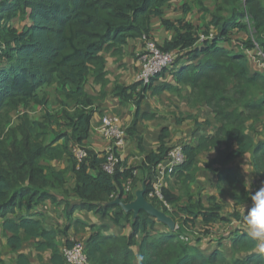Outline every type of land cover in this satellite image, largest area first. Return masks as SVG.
Masks as SVG:
<instances>
[{
	"label": "trees",
	"instance_id": "trees-1",
	"mask_svg": "<svg viewBox=\"0 0 264 264\" xmlns=\"http://www.w3.org/2000/svg\"><path fill=\"white\" fill-rule=\"evenodd\" d=\"M172 1L0 0V218L16 210L29 212L46 200H55L54 192L60 191L72 175L75 180L72 190L80 208L108 217L113 226L130 229L128 236H116L106 233L107 224L91 225V235L84 244L89 264H264V255L254 252L256 242L245 232L234 234L232 251L246 255L232 261L218 250L205 255L186 236L198 219L204 224L227 220L222 215L223 205L214 198L209 199L207 206L198 200L191 203L190 185L195 181L199 154L225 144L227 153L218 154L223 155L222 163L250 153L255 171L264 176V142L254 144L246 133L247 123L252 120L254 125L264 115V75L249 70L244 52L253 48V41L264 48V0H221L210 21L217 32L208 39L212 30L204 31L207 39L201 43L192 24L177 21L180 26L176 28L170 21L161 20L176 35L163 46H157L162 51L183 52L173 66L182 60L190 62L174 72V81L191 90L189 105L207 107L218 125L215 134L201 138L196 147L182 145L184 161L171 173L177 190L188 202L169 211L155 198L150 199L153 206L176 223L174 231L167 228L152 234L156 219L146 212L125 213L118 205L108 204L116 196L125 203L133 199L132 192L126 188L129 182L136 181L139 171L146 175L145 197L152 193L154 169L166 160L173 148L168 145L167 129L161 131L158 150L146 155L140 168L118 159L113 172L108 174L102 169L104 154L100 157L85 148L96 103L86 91V84L91 76L97 84L106 85L104 50L121 51L129 41L150 36L152 20L161 19L163 9ZM187 1L184 11L190 9V4L202 8V0ZM25 14L31 23L29 26L18 31L10 25L11 20ZM246 15L254 38L248 36L239 44L240 51H228L220 42L227 41L232 30L249 33L243 21ZM166 72L147 84L137 81L114 88L113 96L121 104L133 102L136 107L125 139L135 137L139 119L152 118L148 114L140 115L139 110L148 92L158 95L179 91L164 83L153 87V81ZM52 91L54 110H50ZM103 92L101 100L106 95ZM36 107L43 110L40 118L31 116ZM231 142L235 143V149H231ZM140 144L138 139L139 148ZM74 146L85 148L87 157L78 161L72 154ZM66 157L67 168L56 170L47 164ZM218 180L233 189L239 184L237 174L231 169L221 171ZM161 193L169 205L179 203L182 198L168 190ZM231 197L236 205L250 200L242 191L232 193ZM231 216L238 217L236 213ZM2 228L13 253L32 241L37 255L49 252L50 264H65L59 238L67 235L66 229L49 228L40 219L8 218ZM73 244L66 241L64 246L70 248ZM135 247L138 258L142 259L133 253ZM15 262L30 264L24 254H17Z\"/></svg>",
	"mask_w": 264,
	"mask_h": 264
},
{
	"label": "crops",
	"instance_id": "crops-1",
	"mask_svg": "<svg viewBox=\"0 0 264 264\" xmlns=\"http://www.w3.org/2000/svg\"><path fill=\"white\" fill-rule=\"evenodd\" d=\"M203 0V7L208 8V5L219 4L221 0ZM187 0H173L167 7L163 9L162 18H154L152 20L150 37L157 42V45L163 46L165 42L171 41L176 33L175 30H170L164 27L161 20H168L179 28L180 21L182 24H192L198 31H210L216 33L217 31L210 26L211 15L205 13L202 8H191L184 11ZM207 2V3H206ZM211 5V6H212ZM210 6V7H211ZM209 9V8H208ZM14 21L19 23L18 28L14 25ZM31 23L27 14L24 16L16 17L11 20L10 25L21 31L23 27L29 26ZM227 41H221L220 45L228 51L232 49L234 43L242 44L249 37L243 31L232 30L229 33ZM229 44H231L229 46ZM143 47L142 39L129 41L121 51L114 48L104 50L103 58L106 61L107 76L106 85L97 84L90 76L86 84V91L89 95L93 96L96 100L95 112L91 119V126L89 136L85 142V148L94 151L100 157L103 156L109 146V142L105 140L99 129L101 119L103 117H118L120 126L126 131L134 119L136 107L133 102L121 104L118 97L113 96V90L117 85L129 86L137 82V73L139 63L137 55ZM234 52L241 50V48L233 49ZM247 54L248 68L251 72L257 71L264 75V68L252 54L245 51ZM188 61H180L178 65L173 66L171 70L159 76L153 81V87L161 84H168L172 88H177L179 91L170 92L164 91L158 95H152L148 92L145 95L143 102L140 105V115H151V119H139L136 124L135 137H129L124 140L123 145L116 149V155L120 162H126L128 166L134 168L142 167L145 156L151 152H156L160 146L159 137L163 129H167L169 133L168 145L174 147L175 145H189L196 147L199 140L203 137H211L215 134L217 124L214 120L212 112L205 106L189 105V98L191 90L188 87L177 85L174 81V72L182 65H189ZM101 91L106 95L101 100ZM53 95L50 96V110H54ZM55 100V99H54ZM36 115L40 118L43 115V110L36 107L35 111L31 113L33 117ZM191 117V118H188ZM181 120L178 122L177 120ZM252 122L247 123L246 133L252 138L254 144L264 142V116L259 118V122L252 125ZM138 139L141 140L140 147H138ZM63 144L64 141H60ZM231 149H235V143L229 144ZM228 148L225 144L217 145L213 148H208L199 154L196 162L197 172L195 174V181L190 185V193L192 195L191 203L194 204L197 200L204 206L208 205V201L214 198L216 202L223 205L222 215L227 220L226 222L204 224L201 219H198L192 232L186 236L193 244L196 245L205 255L213 253L215 250L221 251L228 261L238 258H243L246 253L234 254L232 251V238L235 233L241 234L245 232L248 235L246 226L243 223V217L247 215L248 208L251 207V195L254 194L255 188L260 183L264 185V176L259 175L252 162V155L247 153L241 157L235 158L229 162L224 161L223 155L219 153H227ZM54 167L56 170L69 167L67 157L57 162L52 161L47 163ZM159 166H164L162 162ZM224 169L233 170L239 180L237 189H233L227 185L221 184L218 180V174ZM155 176L153 182L159 185L160 191L168 190L176 196H182L179 203L169 205V211L176 210L178 206L188 202V198L177 190V183L167 172L163 175L158 174L156 168L154 169ZM133 183L129 182V192H132L133 199L127 203L123 202L119 196L113 198L108 204L118 205L125 213L137 214L139 211L140 200L145 203L153 204L148 196L145 197V182L146 175L140 174ZM75 180L72 175L67 177L65 184L61 187L60 191L54 192L55 200H46L34 209L26 212L25 210H16L14 213L7 214L4 218H0V252L3 260L2 264H16L15 257L17 254H24L29 257L30 264H50V253L36 254L33 250V242H27L18 253H13L7 245L6 238L3 236L2 224L5 219H40L44 222L45 226L55 229H66V236L59 238L61 250L65 247V242H81L83 245L91 235L89 227L91 225L99 226L101 224L108 225L107 234L116 236H128L130 229L128 227L121 229L112 224H109V219L101 217L96 212L88 211L79 207V202L73 194V187ZM244 192L249 201L235 204L231 195L232 193L239 194ZM154 209H157L153 206ZM138 208V210H136ZM162 211L160 209H157ZM145 212V211H144ZM233 213L237 214V218L232 217ZM149 215V214H148ZM152 217V216H151ZM155 219V218H154ZM156 221L155 229L152 234L161 233L167 230L166 225ZM81 224L87 226L82 227ZM78 226V227H77ZM78 229V230H77ZM140 240V238H139ZM138 240V243H139ZM256 248L254 252L264 255L261 250L260 244L262 242L255 240ZM133 253L138 258V248H133ZM41 256V259H39ZM137 264V263H135Z\"/></svg>",
	"mask_w": 264,
	"mask_h": 264
},
{
	"label": "built area",
	"instance_id": "built-area-1",
	"mask_svg": "<svg viewBox=\"0 0 264 264\" xmlns=\"http://www.w3.org/2000/svg\"><path fill=\"white\" fill-rule=\"evenodd\" d=\"M245 1V0H243ZM244 23L247 24L248 28L251 29V34H253V29L251 27L250 18L248 15L243 19ZM214 37V32L209 33L208 39ZM207 37H201L198 39V43L206 40ZM253 39V38H252ZM143 47L140 53L137 55V60L139 63V71L137 73V81L143 84H147L151 79L158 76L159 74L168 71L174 64L175 60L183 55L181 51H162L157 43L148 35L143 36ZM245 51V50H244ZM246 52L252 54V56L262 64L264 68V48H261L256 42L253 41V48L251 50H246ZM102 137L107 140L110 144L104 153L105 161L102 165L103 171L111 174L118 161L116 155V149L123 145L125 140V131L119 124L118 117H103L99 126ZM72 154L74 157L81 161L87 157V150L80 146H74L72 148ZM184 161V156L182 152V145H175L171 151L168 153L166 160L164 161V166H157L156 171L158 174L163 175L167 172L169 175L173 172L176 167H179ZM262 184L257 185L254 193L261 187ZM152 193L149 195L150 199H156L162 207L167 210L170 209L169 205L163 199V195L160 191L159 185L152 183ZM126 190L129 191V186ZM176 224V223H175ZM177 228V225L175 229ZM183 240H187L186 237H181ZM62 255L65 259V264H89L87 257L84 254V245L81 242H74L70 247H64L62 249Z\"/></svg>",
	"mask_w": 264,
	"mask_h": 264
},
{
	"label": "clouds",
	"instance_id": "clouds-1",
	"mask_svg": "<svg viewBox=\"0 0 264 264\" xmlns=\"http://www.w3.org/2000/svg\"><path fill=\"white\" fill-rule=\"evenodd\" d=\"M252 205L243 217L248 235L253 239L262 242L260 248L264 251V186H261L251 195ZM142 259V258H138Z\"/></svg>",
	"mask_w": 264,
	"mask_h": 264
},
{
	"label": "water",
	"instance_id": "water-1",
	"mask_svg": "<svg viewBox=\"0 0 264 264\" xmlns=\"http://www.w3.org/2000/svg\"><path fill=\"white\" fill-rule=\"evenodd\" d=\"M138 206L140 210H144L147 214H149L150 216L158 220L160 223L166 225V227L169 230L171 231L175 230V227H176L175 222L162 211L154 209L152 205L145 203L143 200H140V203ZM136 210H138V208Z\"/></svg>",
	"mask_w": 264,
	"mask_h": 264
},
{
	"label": "rangeland",
	"instance_id": "rangeland-1",
	"mask_svg": "<svg viewBox=\"0 0 264 264\" xmlns=\"http://www.w3.org/2000/svg\"><path fill=\"white\" fill-rule=\"evenodd\" d=\"M208 1H209V0H208ZM208 1H207V2H208ZM207 2H206V3H207ZM211 5H212V4H211ZM211 5H208V8H209V9H208V8H204V7H203V0H202V9L204 10L205 13H208V14H210V15L214 12L215 7H216V4H214V5H212V6H211ZM210 6H211V7H210ZM191 8H195V6H193L192 4H190V9H191ZM14 25L16 26V28H18L19 23H16V22L14 21ZM248 29H249V28H248ZM250 32H251V29H249L248 36L254 38V35L251 34ZM198 34H199L198 38H200V36H201V37H206L205 33H203V32H200V33H198ZM151 38H152V37H151ZM142 41H143V40H142ZM156 43H157V42H156ZM230 45H231V44H229V46H230ZM239 46H240L239 44L234 43V45L232 46V49H229V50H231V51H235V50H233V49L239 48ZM238 51H240V50H238ZM245 51H246V50H245ZM245 51H244V52H245ZM183 61H186V60H183ZM172 67H173V66H172ZM172 67H171V68H172ZM171 68H170L169 70H171ZM169 70H168V71H169ZM138 71H139V69H138ZM52 95H53V97H54V91H52ZM54 101H55V100H54V98H53V102H54ZM262 116H264V115H262ZM260 117H261V116H260ZM260 117H259V118H260ZM251 121H252V120H250L249 122H251Z\"/></svg>",
	"mask_w": 264,
	"mask_h": 264
}]
</instances>
